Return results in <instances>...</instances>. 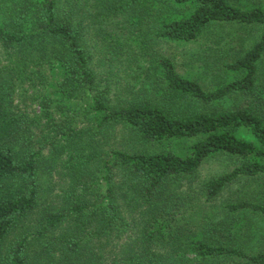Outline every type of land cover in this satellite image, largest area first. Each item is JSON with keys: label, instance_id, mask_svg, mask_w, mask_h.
Instances as JSON below:
<instances>
[{"label": "trees", "instance_id": "obj_1", "mask_svg": "<svg viewBox=\"0 0 264 264\" xmlns=\"http://www.w3.org/2000/svg\"><path fill=\"white\" fill-rule=\"evenodd\" d=\"M157 1L0 0V264H264V233L236 231L241 214L264 220V4ZM176 5L192 10L165 18ZM117 18L130 37L108 40ZM218 30L248 43L220 51L232 79L213 89L160 50ZM120 65L113 88L97 69ZM37 83L52 90L30 117L15 95ZM176 139L191 151L163 146ZM218 155L232 169L200 182ZM242 179L255 187L219 201Z\"/></svg>", "mask_w": 264, "mask_h": 264}, {"label": "rangeland", "instance_id": "obj_2", "mask_svg": "<svg viewBox=\"0 0 264 264\" xmlns=\"http://www.w3.org/2000/svg\"><path fill=\"white\" fill-rule=\"evenodd\" d=\"M140 6L147 9L149 13H155L159 10L161 4L157 0H140ZM242 6L251 7L255 3H263L264 0H239ZM183 14H178L176 10H169L165 18L169 19H179L185 16H188L192 10V5H176ZM122 19L117 18L113 20L107 27V36L108 40L115 39H126L129 38L128 31H130V26L121 21ZM248 43V39L245 33L241 32H227L226 30L215 31L212 35H206L199 38L198 40L190 43L177 44L173 42H160V50L169 55L170 57L176 60V67L179 74L187 79H194L199 81L204 87L213 89L217 86L226 84L232 79V76L221 69V65L218 63V55L221 52H226L231 48H236L241 46V44ZM234 46V47H232ZM133 49H135V54L140 53L139 49L141 45L136 41L132 44ZM134 54V55H135ZM136 62L145 64V60L142 62V59L137 61V56H134ZM113 64V63H111ZM123 65H120L118 68L113 66L111 67H101L98 68V72L103 74L106 79L109 80L112 87L114 88L117 85V78L124 79ZM111 74H110V73ZM47 75L49 76L50 82H55L59 80L61 69L55 64L52 68L47 70ZM124 83V80H121V84ZM52 89L48 88L43 89V85L37 83L36 87L29 88L27 84L22 87H19L15 95V103L19 106V109L22 112H25L30 117L38 116L40 112V104L43 100L46 101V93H50ZM60 99V96L51 97V106H60L63 105L61 101L54 100ZM70 103V102H69ZM71 104V103H70ZM67 110L69 107H65ZM71 108V106H70ZM69 108V109H70ZM53 110V109H52ZM73 110L69 113L72 114ZM64 114V113H63ZM43 122V121H42ZM44 123V122H43ZM42 123V124H43ZM36 133L39 130L35 131ZM237 137L242 138L247 141L255 142L254 138L250 133L246 131H239ZM117 142L123 143L124 138L121 134H117ZM164 147L170 148L174 153L178 155H186L191 150L189 148V140H171L170 142H165ZM232 162L230 159L225 156H211L209 157L199 169V181H207L214 179L219 175H222L232 169ZM59 180V179H56ZM255 187V184L247 181L245 179L238 180L232 183L219 198V201H236L240 198H244L252 188ZM57 190V188H56ZM251 219H247L243 214L239 216V225L236 227L237 232H241L244 229L245 237L248 235V231L252 232L251 238L255 240L256 234L264 233V220H258V218L250 216ZM254 224V225H253Z\"/></svg>", "mask_w": 264, "mask_h": 264}]
</instances>
